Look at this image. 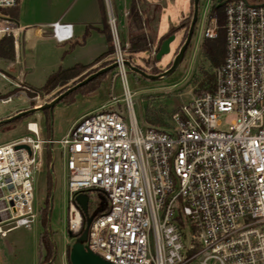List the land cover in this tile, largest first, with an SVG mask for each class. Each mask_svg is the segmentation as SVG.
I'll list each match as a JSON object with an SVG mask.
<instances>
[{
	"label": "built area",
	"instance_id": "2783aa9c",
	"mask_svg": "<svg viewBox=\"0 0 264 264\" xmlns=\"http://www.w3.org/2000/svg\"><path fill=\"white\" fill-rule=\"evenodd\" d=\"M225 1V57L214 86L182 105L171 126L144 130L127 78L130 44L105 0L123 98L82 116L61 140L44 138L35 121L27 123L29 134L0 144V237L37 218L33 173L57 142L68 153V229L79 235L85 225L75 196L87 193L90 204L99 192L86 243L103 259L264 264V0ZM17 4L0 0V38L22 28L9 12ZM212 23L205 37L217 35L216 18ZM50 27L59 41L74 36L70 23Z\"/></svg>",
	"mask_w": 264,
	"mask_h": 264
},
{
	"label": "rangeland",
	"instance_id": "374dc122",
	"mask_svg": "<svg viewBox=\"0 0 264 264\" xmlns=\"http://www.w3.org/2000/svg\"><path fill=\"white\" fill-rule=\"evenodd\" d=\"M138 6L152 13L155 2L160 7L156 28L159 37L171 27L177 28L172 34L176 35L171 43L170 53L161 60H155V55L149 50L130 53L129 59L142 66L148 73L157 74L166 70L184 43L192 21V0H137ZM140 1V2H139ZM219 0H199L198 19L190 43L184 53L179 66L169 75L159 79H147L127 69V78L130 90L134 97V109L140 126L145 130L149 125L155 127H168L173 123V115L182 105L189 103L193 96L203 89L201 83L208 74L213 73L215 68L201 50L205 40V30L213 26L209 13L213 3ZM255 2L257 0H248ZM24 5L34 10V14L40 15V9L47 7L49 0H23ZM114 12L117 15L116 5L113 3ZM146 16V14H145ZM148 16V15H147ZM189 21L186 27H180L181 22ZM119 20V19H118ZM123 26L119 20V29ZM121 33V32H120ZM122 37V33H121ZM123 38V37H122ZM126 42L125 40H123ZM111 53L113 47L111 43ZM6 58V57H5ZM45 69L40 72L25 75L27 85L23 83L17 72L8 74L0 73V97L12 95L7 102L0 98V118L5 117L11 111L24 109L31 105L36 106L39 102L50 101L52 96L74 84L75 80L69 81L64 86H58L50 93H38L39 99H30L27 88H40L47 79ZM78 79V78H77ZM76 79V80H77ZM35 95V96H36ZM34 96V97H35ZM113 98L121 102L123 98V86L116 68L107 72L99 81L97 88L89 93L76 90L61 99L51 110L50 119L47 120L45 112L30 114L0 126V144L12 141L20 136L29 134L27 123L38 122L41 134L44 138L61 140L66 137L70 127L84 113L93 109H100L101 105L115 104ZM128 120V118L126 117ZM233 117L224 116L223 120L230 121ZM54 151V152H53ZM52 154V161L48 155ZM66 149L60 143L55 142L52 146L47 145L43 156L38 160L39 168L33 173V199L32 211L37 218L30 226H17L6 237H0V264H38L40 253V234L44 230L40 219L41 210L50 208L48 212V230L50 238L55 244V260L52 264H71L69 253L75 238L69 236L68 229V170ZM99 192L94 191L89 204L90 213L98 210Z\"/></svg>",
	"mask_w": 264,
	"mask_h": 264
},
{
	"label": "crops",
	"instance_id": "0c3cea01",
	"mask_svg": "<svg viewBox=\"0 0 264 264\" xmlns=\"http://www.w3.org/2000/svg\"><path fill=\"white\" fill-rule=\"evenodd\" d=\"M129 1L112 0L117 8L118 19L123 26L120 30L122 37L128 42L131 36L128 18ZM150 3L153 4V10L152 13L146 11L143 13V26L147 37L151 38L154 41L153 45L157 46L160 38L168 32L159 37L156 22L160 7L155 2ZM9 12L11 14V11ZM34 13V10L32 11L26 4L24 5L23 0H18L14 19L22 28L17 31L15 36H12L14 38V56L12 58L0 56L1 74L5 71L14 77L12 73L17 72L20 74L23 83L27 85L25 75L32 74L35 71L40 72L45 69L48 72V78L50 74L58 69L82 64L84 68L80 75H83L95 72L107 66L105 64L108 61L113 60L112 53L103 55L111 48L105 0H49L47 7L40 9V15ZM57 21L73 25V38L59 41L53 35L54 32L50 25ZM149 51L151 52V50ZM27 86L29 87V84ZM11 96L7 94L0 98L4 101L11 98ZM31 105L27 108H30ZM105 106L101 105L100 109ZM27 108L11 111L0 119ZM96 110L99 109L84 113L78 120ZM39 113L38 115L41 117L42 114Z\"/></svg>",
	"mask_w": 264,
	"mask_h": 264
},
{
	"label": "trees",
	"instance_id": "16d2710c",
	"mask_svg": "<svg viewBox=\"0 0 264 264\" xmlns=\"http://www.w3.org/2000/svg\"><path fill=\"white\" fill-rule=\"evenodd\" d=\"M141 1V0H140ZM139 1V2H140ZM193 3V0H192ZM225 0H219L216 3H213L209 17L210 18H216L217 21V35L215 37H205V40L202 42L201 50L205 57L209 60L212 67L217 68L220 66L224 60L225 57V49H226V30L224 27L226 14H225ZM18 5V4H17ZM142 10V9H141ZM11 11V16L15 18V12H16V6ZM144 13L145 11L142 10ZM128 18H129V31L131 32V36L129 38V52H139V51H146L151 49V44H153V40L151 38H148L147 35L144 32V26H143V16L139 13L138 8V1L137 0H130L129 1V12H128ZM189 21L187 19L185 22H181L180 27H186ZM109 27V25H108ZM177 28L171 27L169 32L162 36L156 46V52L159 50L160 45L162 41L171 35ZM110 33V29H109ZM111 38V35H110ZM107 53H111V50L109 49L107 52H105L103 55H106ZM0 56L6 57V58H12L14 56V38L12 36H4L0 39ZM113 60L108 61L105 65H108L112 63ZM84 66L82 64H75L71 67L58 69L57 71L53 72L49 75L44 85H42L40 88L33 87L32 89L27 87V94L30 97H34L38 93H50L58 86H64L69 81L75 80L74 83L77 81L82 80L84 77H86L89 73L80 75ZM101 74L97 78L90 81L88 84L80 87L77 90H82L85 93H89L94 91L98 84L100 79L105 75ZM78 77V79H77ZM77 79V80H76ZM201 86L203 87L202 90L210 89L214 86V74H208L204 81L201 83ZM65 89H62L58 92H56L52 98L59 95L61 92H63ZM75 92V91H74ZM199 92V91H198ZM32 104L34 102L31 101ZM46 114L47 120L50 119L49 116V110H44ZM48 160L50 162L52 161V154L48 155ZM50 208L46 210H41L40 212V219L42 222V225L44 227V230L40 234V248L43 249V253H40V259L38 264H52L55 260V244L50 238V231L48 230V212Z\"/></svg>",
	"mask_w": 264,
	"mask_h": 264
},
{
	"label": "water",
	"instance_id": "95a60500",
	"mask_svg": "<svg viewBox=\"0 0 264 264\" xmlns=\"http://www.w3.org/2000/svg\"><path fill=\"white\" fill-rule=\"evenodd\" d=\"M199 0H193V15H192V21L188 30L187 37L184 41V43L181 45L178 53L175 55L172 64L162 72H159L157 74L148 73L145 71V69L137 64H134L131 60H126V64L128 68L143 76L147 79H159L163 78L170 73H172L180 64L184 53L190 43L195 24L198 19L199 14V8H198ZM176 35L171 34L168 37H166L157 52H155V60H161L164 55L170 53L171 51V43L175 40ZM117 66L116 62H112L111 64L102 67L95 72H92L88 74L86 77H84L82 80L77 81L74 84H71L69 87H67L63 92H61L59 95L51 99L50 101H46L43 104L31 106L30 108H27L25 110H21L9 117L0 119V126L9 122H13L17 119L23 118L25 116H28L30 114H34L37 112H42L46 109L51 110L55 104H57L61 99L69 95L70 93L76 91L80 87L88 84L93 79L97 78L99 75L110 72L111 70L115 69ZM76 203L80 206L83 215L85 217V225L83 231L79 235H75L73 232L69 231V236L75 238V241L72 243L70 253H69V260L71 264H114L111 263L105 259H103L100 255L93 252L87 245V237H88V230L90 223L92 221V216L89 213V195L84 192H80L75 196Z\"/></svg>",
	"mask_w": 264,
	"mask_h": 264
},
{
	"label": "flooded vegetation",
	"instance_id": "af4514ba",
	"mask_svg": "<svg viewBox=\"0 0 264 264\" xmlns=\"http://www.w3.org/2000/svg\"><path fill=\"white\" fill-rule=\"evenodd\" d=\"M99 208L101 209V208H103L104 207V204L101 202V200L99 201Z\"/></svg>",
	"mask_w": 264,
	"mask_h": 264
},
{
	"label": "bare ground",
	"instance_id": "6f19581e",
	"mask_svg": "<svg viewBox=\"0 0 264 264\" xmlns=\"http://www.w3.org/2000/svg\"><path fill=\"white\" fill-rule=\"evenodd\" d=\"M31 126H32V127H35V125H34V124H32Z\"/></svg>",
	"mask_w": 264,
	"mask_h": 264
}]
</instances>
